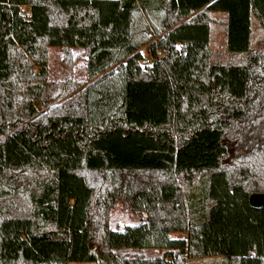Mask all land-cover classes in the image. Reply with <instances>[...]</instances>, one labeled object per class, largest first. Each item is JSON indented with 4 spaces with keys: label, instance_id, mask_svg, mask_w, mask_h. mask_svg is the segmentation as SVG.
Segmentation results:
<instances>
[{
    "label": "trees",
    "instance_id": "trees-1",
    "mask_svg": "<svg viewBox=\"0 0 264 264\" xmlns=\"http://www.w3.org/2000/svg\"><path fill=\"white\" fill-rule=\"evenodd\" d=\"M253 19L264 0H0V264H264ZM50 47L88 82H50ZM117 202L141 221L112 229Z\"/></svg>",
    "mask_w": 264,
    "mask_h": 264
},
{
    "label": "rangeland",
    "instance_id": "rangeland-1",
    "mask_svg": "<svg viewBox=\"0 0 264 264\" xmlns=\"http://www.w3.org/2000/svg\"><path fill=\"white\" fill-rule=\"evenodd\" d=\"M213 18L216 20L214 24H212L210 29V50L212 53V59L223 62V63H235L239 61L238 56L230 55L226 48H225V31H224V24H223V14L219 12L212 13ZM252 29H253V38L254 41L256 39L257 42L253 43L254 48H262L264 46V35L260 28L258 27L257 23L253 19ZM258 29V30H257ZM148 35L153 37V41L157 40V37L154 35V28L149 23ZM258 39H257V38ZM74 55H77L80 52V49L74 48L72 49ZM140 52L143 56L141 60V64H150L152 58L148 53L145 47L140 49ZM61 50L58 47H50L48 49V79L50 82L53 83H61L68 77H72L76 82L84 85L88 82L87 74L85 70V62L83 59H77L72 69L66 68L61 63ZM39 111L41 110L40 106H37ZM141 221V218L137 215H133L126 211L125 206L122 202H117L111 208L109 212V226L112 229L121 230L127 224L135 225ZM179 234H172L173 237L178 236ZM180 236V235H179ZM93 251L96 252L97 249L93 248ZM159 251H152L148 252L149 255L158 254ZM70 264H92L90 262L84 263H70ZM99 264V263H94ZM188 264H212L211 260L202 261V260H190Z\"/></svg>",
    "mask_w": 264,
    "mask_h": 264
},
{
    "label": "water",
    "instance_id": "water-1",
    "mask_svg": "<svg viewBox=\"0 0 264 264\" xmlns=\"http://www.w3.org/2000/svg\"><path fill=\"white\" fill-rule=\"evenodd\" d=\"M249 205L254 209H262L264 207V193H253L248 198Z\"/></svg>",
    "mask_w": 264,
    "mask_h": 264
}]
</instances>
